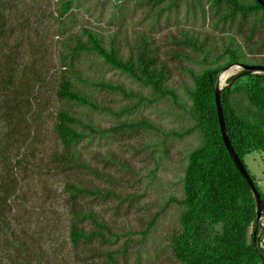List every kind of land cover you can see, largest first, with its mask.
I'll return each instance as SVG.
<instances>
[{"label":"rangeland","instance_id":"rangeland-1","mask_svg":"<svg viewBox=\"0 0 264 264\" xmlns=\"http://www.w3.org/2000/svg\"><path fill=\"white\" fill-rule=\"evenodd\" d=\"M63 1L0 0L4 34L0 40V78L7 82L0 79V196L7 187L13 191L18 185L19 190L10 204L0 201V211L5 214L0 218V264L76 261L64 189L72 176L56 170L52 162V155L61 150L54 127L56 111L63 105L56 90L64 67L80 70L84 81L72 79L89 98L115 111L129 109L115 116L75 106L101 126H113L119 118H147L158 129L97 137L84 144L83 150H98L106 156L93 163L112 177L107 182L77 174L83 185L105 193L89 197L88 203L104 216L112 234L103 246L97 241L91 244L111 251L118 264H176L169 239L179 229L181 210L173 199L183 195L187 158L199 143L196 132L183 134L194 126L193 121L170 98L156 99L148 88L106 64L96 53H73L60 41L82 27L108 36L117 33L114 41L119 45L144 34L172 67L171 85L185 101L184 87L192 82L186 69L198 71L203 64L189 60L186 55L202 58L179 47L175 40L183 32H193L206 38L214 53L222 54L226 46H240L244 58L254 59L259 54L253 64L264 66V47L258 46L264 33L256 31L250 38L248 32L260 14H253L246 29L239 31L235 26L215 25L209 0H175L161 5L149 0H68L69 11L59 17ZM252 51L256 54L251 55ZM177 52L181 57L172 56ZM242 70L239 65L224 69L220 86ZM100 82L121 84L146 99L139 102L137 97L99 88L96 83ZM3 152L12 164L3 158ZM19 159L21 163H16ZM244 163L264 193V154H250ZM153 219L154 225L144 236ZM261 223L264 229L263 216ZM215 228L217 235L223 233L222 224ZM261 246L264 248V234Z\"/></svg>","mask_w":264,"mask_h":264},{"label":"trees","instance_id":"trees-1","mask_svg":"<svg viewBox=\"0 0 264 264\" xmlns=\"http://www.w3.org/2000/svg\"><path fill=\"white\" fill-rule=\"evenodd\" d=\"M149 1L161 5L175 0ZM209 1L216 26H235L239 31H244L249 18L259 13L258 17H254L255 23L248 32L250 38L256 31L264 33V7L257 0ZM69 8L70 2L64 0L58 16H66ZM237 20L239 22L236 24ZM259 21L262 24L258 26ZM2 30L3 26L0 27V40L4 36ZM116 34L108 36L98 30L82 27L60 43L73 53H96L106 64L148 88L156 99L170 98L193 121L194 126L183 134L196 132L199 143L187 158L183 195L173 199L181 210L179 229L169 239L174 261L176 264H264V248L259 238L262 223L257 224L256 199L225 145L215 99V88L221 72L232 65L256 66L253 61L259 54L252 51L251 55L257 56L246 59L240 46H226L222 54L214 53L207 46L206 38L193 32H183L175 40L176 45L199 54L201 60L189 55L186 57L203 65L198 71L186 69L192 82L184 87L186 100L182 101L171 85L172 67L162 59L152 39L139 34L133 41L125 40L124 44L119 45L114 41ZM258 46L264 47V39ZM172 56L181 57L178 52L172 53ZM64 68L60 72L56 90V96L63 105L56 111L54 127L61 150L52 155V162L56 170L68 177L72 176L64 183V189L68 193L66 206L71 217L69 236L75 248L76 261L73 264H118L113 253L101 247L109 240L111 228L104 216L88 203L89 197L105 193L98 187L83 185L77 180V174L85 173L107 182L112 177L93 163L106 156L98 150H83L84 144L97 137L158 129L147 118H119L113 126H101L92 115L75 106L115 116L129 109L115 111L89 98L77 89L72 79L84 81L80 70ZM5 74L7 78L12 77L9 72ZM0 79L3 84H7L5 79ZM96 86L118 91L127 98L137 97L139 102L146 99L128 91L121 84L100 82ZM221 106L231 146L243 164L245 157L250 154H264V72H250L243 68L232 76L221 89ZM3 158L12 164L7 153L3 152ZM16 163H21V159L16 160ZM5 166L9 167L7 163ZM251 178L260 194L264 217V193L256 179L253 176ZM17 188L18 185L13 191L8 187L3 189L0 201L10 204V198L19 191ZM4 216V212L0 211V218ZM217 224L223 226L221 235L216 233ZM153 225L154 219L148 224L144 236ZM94 241L101 246L92 245Z\"/></svg>","mask_w":264,"mask_h":264},{"label":"water","instance_id":"water-1","mask_svg":"<svg viewBox=\"0 0 264 264\" xmlns=\"http://www.w3.org/2000/svg\"><path fill=\"white\" fill-rule=\"evenodd\" d=\"M261 6L264 7V0H257ZM242 68H244L246 71L250 72H264V66L256 65V66H245V65H239ZM221 89L222 87L220 86V83L218 82L215 88V99H216V105H217V110H218V116H219V121H220V127H221V134L223 137V140L225 142V145L229 151V154L231 158L233 159L236 167L238 170L241 172V174L244 176V178L247 180L248 184L250 185L253 194L256 199L257 203V224H260L262 215H263V208H262V201L259 192L254 186V182L248 173V170L246 169L245 165L243 162L239 159V157L236 155L233 147L231 146L229 137L226 132L225 128V122H224V117H223V112H222V106H221Z\"/></svg>","mask_w":264,"mask_h":264},{"label":"crops","instance_id":"crops-1","mask_svg":"<svg viewBox=\"0 0 264 264\" xmlns=\"http://www.w3.org/2000/svg\"><path fill=\"white\" fill-rule=\"evenodd\" d=\"M264 229H263V227L261 226V230H260V234H259V238H260V240L262 239V236H263V234H264V231H263Z\"/></svg>","mask_w":264,"mask_h":264}]
</instances>
